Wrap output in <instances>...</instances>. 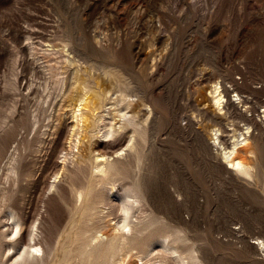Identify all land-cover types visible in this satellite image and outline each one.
Listing matches in <instances>:
<instances>
[{
    "label": "rangeland",
    "instance_id": "obj_1",
    "mask_svg": "<svg viewBox=\"0 0 264 264\" xmlns=\"http://www.w3.org/2000/svg\"><path fill=\"white\" fill-rule=\"evenodd\" d=\"M167 39L171 54L165 53L164 63L154 72L148 62L162 51ZM64 40L77 51L75 59L82 58L74 62L88 61L82 67L89 78L112 89L105 111L96 112L103 117L94 139L143 108L135 96V104L127 109L124 104H112L119 92L113 78L103 73L108 67L151 105L153 114L137 176L146 185L150 200L146 208L154 218L184 230L188 243L202 248L206 264H264V252L252 248L256 237L264 239V172L259 166L257 175L248 179L229 171L222 158L224 148L233 141V128L240 130L245 124L252 127L251 143L257 156L264 155V118L260 119L264 110V0H0V264L12 261L6 254L13 241V221L8 218V199H2L4 189H17L12 203L23 208L30 221L41 220L47 236L64 229L69 220L67 183L61 185L65 201L59 192L48 189L56 180L54 172L63 163V149L75 124L71 109L60 106L63 93L59 95L56 84L58 66L63 67L68 56V52L61 53ZM64 67L72 73L69 90L74 63L66 62ZM232 75L240 83H250V88L242 85L238 90L253 98L249 101L255 109L246 114L253 120L229 111L195 121L205 96H210L212 82L225 84L228 97L236 99L227 81ZM237 106L244 111L241 104ZM125 111L128 114L122 118ZM60 114L64 126L57 134ZM216 128L225 134L219 144L209 145L208 134ZM114 140H102L108 143L104 151L117 149L122 141ZM24 145L27 149H22ZM11 157L20 159L23 172L31 169L39 176L46 169L45 178L39 184L28 183L34 176L19 180L9 171ZM110 203L118 205V200ZM68 257L63 256L60 264ZM145 260V264H164L163 256ZM129 264H136V258Z\"/></svg>",
    "mask_w": 264,
    "mask_h": 264
},
{
    "label": "bare ground",
    "instance_id": "obj_2",
    "mask_svg": "<svg viewBox=\"0 0 264 264\" xmlns=\"http://www.w3.org/2000/svg\"><path fill=\"white\" fill-rule=\"evenodd\" d=\"M166 41L162 51L148 62L149 69L154 72H158L159 67L164 63L163 57L170 46L169 40ZM63 42L65 44L61 53L68 52L63 64L65 66L66 62L72 61L75 70H73L72 84L68 90V81L71 79L72 73H69V70L63 65V67L58 66L56 84L59 95L61 96L63 93L60 106L71 109L75 124L68 140V146L63 149L66 151L63 163L54 172L57 181L54 179V183L50 184L48 189L53 190V193L59 192L60 199L65 201L67 199L61 192V185L63 181L67 183L68 200H71L69 203L65 202V205H68L69 208V220L64 229L56 231L55 235L51 233L47 236L41 230V220L35 223L30 221L26 211L12 203V197L18 192L17 189H4L2 199L5 201L7 198L9 202L7 204L9 215H7L13 221V234H11L13 241L7 245L8 254H6L8 257L12 256L10 258L12 261L3 264H60L63 262V256H69L67 261L65 260V264H129L132 258H136V264H145V259L149 256H163L164 264H168L167 261H171L173 264H206L203 262L204 260L202 261L204 258L201 255L202 248L200 250L195 243L189 244V236L187 238L182 234L184 230L160 222L155 217L156 221L152 210L146 208L150 200L147 198L143 178L137 176V170L140 169L144 157V138L153 114L151 105L145 98H139V91L131 86L130 82L119 80V77L112 74L111 68L109 70L108 67V70L103 73L108 78H113L115 91L119 92L112 104H124L127 109L135 104V100L132 99L135 96L138 97V105H142L143 108L118 128L110 125L109 129L102 131L103 135L100 136V139H94L99 127L98 121L103 117L102 112L105 111L106 105L112 99L109 96L112 89L102 85L100 81L91 80L87 71L82 67V64H88V61H82L83 63L79 64L74 62L75 57H79L77 51L70 46L69 40ZM72 52L75 54L74 59L70 57ZM80 59L82 58L80 57L76 61H81ZM89 65L91 68L90 62ZM101 67L103 68V66ZM227 81L230 83V87H233V92H236L234 95L236 99L228 97L230 90L225 84L212 82L209 85L210 96H205L203 108L199 109L197 115L194 116L195 121L200 123L204 118L207 120L211 113L225 116L229 111L238 113L237 116L242 115L245 120H253L250 118L252 115H246L255 109L254 102L251 104L253 98L250 97V94L246 95L238 90L242 85L250 88L248 86L250 83L248 85L245 82L240 83L233 75ZM250 91H254V88H251ZM240 104L242 108H245L243 112L238 110L237 105ZM99 109L102 111L100 114L96 113ZM62 113L65 114V112ZM127 114L126 111L123 112L122 118H126ZM252 114L254 115V113ZM261 114L262 121L264 110ZM61 115L56 116L57 134L64 126ZM254 125L262 132L258 123L255 122ZM130 126L132 129L128 130ZM245 126L240 130L233 128V141H231L230 147L224 148L222 158L229 171L251 179L257 175L259 166L264 172V155L257 156L258 151L255 152V146L252 147L251 143L252 127L247 124ZM221 134H225V132L221 133L220 128L212 129L208 134L209 138L206 137L211 141L209 145L219 144L222 139ZM104 139H115L114 141L121 139L122 142L117 144L116 150L107 152L102 148L103 145L108 144L102 141ZM22 149H27V147L24 145ZM241 152L246 155H241ZM11 158L9 171L17 175L19 180L23 176H34L28 183L39 184L40 179L45 178L46 169L39 176L31 169L24 173L19 166L20 159ZM113 199L118 200V205L110 203V200L114 201ZM252 248L264 252V239L256 237V240L252 242ZM262 255L264 256V253Z\"/></svg>",
    "mask_w": 264,
    "mask_h": 264
}]
</instances>
